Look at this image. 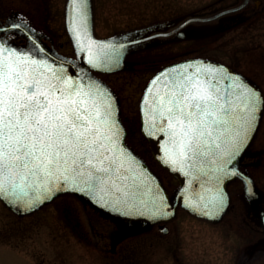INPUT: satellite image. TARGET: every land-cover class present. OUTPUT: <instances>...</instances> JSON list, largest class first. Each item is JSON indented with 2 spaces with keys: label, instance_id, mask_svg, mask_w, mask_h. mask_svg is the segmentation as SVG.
Segmentation results:
<instances>
[{
  "label": "snow or ice",
  "instance_id": "1",
  "mask_svg": "<svg viewBox=\"0 0 264 264\" xmlns=\"http://www.w3.org/2000/svg\"><path fill=\"white\" fill-rule=\"evenodd\" d=\"M11 29L32 31L21 21L0 27V33ZM69 30L80 51L87 52V63L99 67L110 46L91 37L89 0H71ZM43 53L35 43L14 48L0 35V197L32 207L64 190L63 182L116 209L144 204L151 195L159 212L162 197L144 190L132 161L124 158L112 95L91 77L86 82L79 73L73 77L37 58ZM53 63L64 61L57 57ZM202 65L189 62L152 79L142 101L145 132L166 137L161 159L173 170L183 172L189 162L212 156L219 160L215 172L237 175L227 165L254 131L264 99L235 74ZM223 79L230 83L222 88ZM247 191L252 194L251 187ZM223 201V195L216 198L219 206Z\"/></svg>",
  "mask_w": 264,
  "mask_h": 264
},
{
  "label": "rangeland",
  "instance_id": "2",
  "mask_svg": "<svg viewBox=\"0 0 264 264\" xmlns=\"http://www.w3.org/2000/svg\"><path fill=\"white\" fill-rule=\"evenodd\" d=\"M217 1L94 0L96 35H121L190 12L205 15L212 12ZM67 3L68 0H5L3 8L27 12L32 27L44 37L51 51L73 59L75 49L66 27ZM236 26L228 27L221 35L208 31L204 36L171 44L143 45L129 55L126 69L96 73L118 94L127 144L157 174L173 201L180 182L156 159L142 131L144 91L160 69L192 57L228 64L256 80L264 90V30H257V39L248 44L247 25ZM13 38L19 45H26L23 36L13 34ZM184 50L188 51L181 53ZM242 168L262 191L263 209L264 116ZM228 192L230 206L220 221L197 218L179 207L176 218L167 223L168 233L154 225L120 238L118 234L130 223L98 210L88 199L74 193L61 194L38 211L23 216L0 200V264H249L255 248L258 253L264 248V244L258 247L264 240L262 232L256 234L259 238L255 248L250 245L252 236H256L251 226L261 225V218L248 216L245 183L241 179L231 181ZM258 253L253 259L260 257Z\"/></svg>",
  "mask_w": 264,
  "mask_h": 264
},
{
  "label": "water",
  "instance_id": "3",
  "mask_svg": "<svg viewBox=\"0 0 264 264\" xmlns=\"http://www.w3.org/2000/svg\"><path fill=\"white\" fill-rule=\"evenodd\" d=\"M71 0H69L67 7V28L73 40L76 53L78 56V63L73 62L71 60L59 57L49 50H47L43 44L39 43L37 39L32 35L30 31H27L26 34L31 38L32 41L36 42L43 50L44 56H38L37 58H47L49 63L53 64V67H63L69 75L73 77L76 76L77 73L80 74L84 78V81H89V77L92 78L95 82H97L100 87L109 92L115 101V106L117 108L116 119L118 121L119 127L121 129L119 145L120 148L125 153V160H131V167L134 168L135 174L140 176L143 181L144 190L151 188L152 195L157 192L160 194V197L163 199V206L160 211L157 212L156 206L151 204V195L144 197V204H133L130 207H120L119 209L111 207L110 204L101 206L100 203L95 202L94 198L88 194L83 192L71 190V186L65 188L63 182L60 183V189L64 190H56L50 194L48 198H42L40 202L36 203L32 207H28L19 202L13 203L10 199H5L0 197L3 202L16 214L18 215H27L31 214L47 203L53 201L57 196L63 193H75L80 195L86 199H88L94 206L102 210L103 212L121 218L123 220L131 222L129 227L123 229L118 235V238L127 235L129 233H136L140 231H144L150 229L153 225L157 223L168 222L174 219L177 215L178 207L181 205L184 209H186L189 213L212 222L220 221L225 213L228 211L230 204V197L227 190L228 184L234 180L235 178H241L244 180L246 185V194L249 197L250 201L256 202L262 198V194L259 189L256 187L253 179L249 177L247 174L242 172L238 165L243 159L244 155L247 152L248 147L251 145L258 129L261 124L263 115H264V105L261 106L260 111L258 112L257 121L255 124V129L249 135L250 138L247 140L246 144L242 146L239 154L232 159L231 163L227 165L228 169L233 170L238 173L237 175L231 176H223L218 172H215L214 169L219 166V160H216L215 157L209 156L203 160L189 162L188 166H184L183 172L179 170H173V166L169 164H165L161 157H163V147L164 141L166 137L158 132L153 131L152 134H146L145 132V119L146 117L142 114V130L147 139L150 142L151 149L155 155V157L166 167L168 168L180 181L181 189L179 190L175 201H172L167 190L163 186L161 180L151 171L148 165L142 160L135 152L125 143V135L126 131L121 122L120 114H119V103L118 100L113 93V91L102 81L93 77L90 69L100 71V72H116L125 68V59L127 55L132 52L135 48H139L143 46L145 40L149 39L148 37H143L145 34L151 32L154 29L164 28L165 24L154 25L147 28L138 29L135 31L127 32L125 34L116 35L111 38L101 39L95 35V26H94V4L93 0H89V30L92 39L97 41L98 43L108 44L110 47L104 50V53L101 54L100 58V66L94 67L87 63L88 54L87 52L80 51L77 46L73 33L69 30V10H70ZM7 28V27H5ZM26 31V30H25ZM24 32V31H23ZM201 35V33L193 32V31H185L183 35ZM191 35V36H192ZM151 38V37H150ZM10 45V44H9ZM12 46V45H10ZM14 47V46H12ZM15 48V47H14ZM95 51V50H94ZM59 57L60 60L64 61L61 65L59 63H53V61ZM189 62H203V67L209 66H220L224 70H226L230 74H235V76L239 77L240 82L243 85H246L252 88L255 91H258L261 95V98L264 99V92L260 88L258 84L252 81L250 78L245 75L237 72L230 66L219 63L217 61L211 59H187L181 62H177L166 67L161 72L171 69L175 66L185 65ZM159 72L158 74H160ZM189 72H193V69H189ZM157 74V75H158ZM156 75V76H157ZM155 76V77H156ZM83 82V81H82ZM215 82V81H213ZM230 82L227 79H223L220 81V86L227 87ZM149 87V86H148ZM146 94V93H145ZM145 98V95H144ZM143 98V99H144ZM151 100V97H149ZM141 113H142V104H141ZM216 160L215 164L210 163L209 161ZM195 166H192V165ZM184 173H187L185 175ZM142 174V175H141ZM217 176H219V180H217ZM250 182V183H249ZM251 187L252 194H249L247 188ZM32 194H30L31 196ZM220 195H223L224 201L223 205L219 206L216 203V198ZM253 210L256 211V206H253ZM163 213H167V215H163ZM161 230L164 233L169 232V228L166 225L161 226Z\"/></svg>",
  "mask_w": 264,
  "mask_h": 264
},
{
  "label": "flooded vegetation",
  "instance_id": "4",
  "mask_svg": "<svg viewBox=\"0 0 264 264\" xmlns=\"http://www.w3.org/2000/svg\"><path fill=\"white\" fill-rule=\"evenodd\" d=\"M5 0H0V25L7 24L9 22H21V21H31L27 12L23 11L22 9H12L7 11V8H3ZM206 16H215V18L211 21L217 24L216 29L219 30V34L227 32L228 27H240L243 25H247L246 30V37L253 43L255 37L257 39V35L255 32L258 30H264V0H218L213 8L212 12L206 13ZM29 19V20H28ZM188 19L185 18H169L166 20L167 23L165 25L168 28H163L161 30H157L152 38V41L160 42L161 44H171L175 42L174 38H181L185 29H193V26H197V24H205L202 21H191L187 23ZM32 22V21H31ZM207 23V22H206ZM236 27L232 28L235 29ZM230 29V30H232ZM197 28H195L196 31ZM199 32V30H197ZM0 35H5L8 37V40H13V36L10 33H0ZM160 44V45H161ZM251 50V49H250ZM188 50H184L181 53H185ZM160 58V57H158ZM162 60V58H160ZM246 212L249 217L253 215L246 209ZM256 213L262 215L260 210H256ZM253 221V220H252ZM252 235L257 233H264V226L256 224L251 226ZM259 236H252V240L250 242L251 245L258 240ZM258 250L255 249V252H252L251 259L249 258V264H264V248L261 249V253L257 252ZM259 254L260 257L253 259L255 254ZM251 260V261H250Z\"/></svg>",
  "mask_w": 264,
  "mask_h": 264
}]
</instances>
